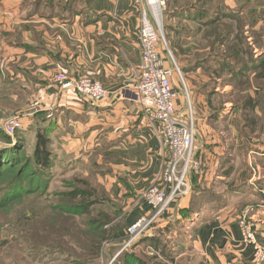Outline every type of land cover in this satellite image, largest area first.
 I'll return each instance as SVG.
<instances>
[{"label": "crops", "instance_id": "0c3cea01", "mask_svg": "<svg viewBox=\"0 0 264 264\" xmlns=\"http://www.w3.org/2000/svg\"><path fill=\"white\" fill-rule=\"evenodd\" d=\"M214 2L242 19L245 31L264 27V0ZM140 10L132 0H0V113L7 115L5 121L18 118L16 133L29 147L38 127L52 123L53 164L60 161L64 176L77 171L74 176L103 189L113 218H124L112 228L115 238H124L126 227L150 212L143 195L167 161L159 123L129 95L139 78ZM59 74L100 82L110 92L107 103L60 89ZM172 85L177 86L173 78ZM184 107L178 91V116H185ZM260 107L262 126L236 138L235 146L220 139L225 138L221 132H211L207 145H197L200 169L188 178L189 193L158 219L187 221L194 250L208 264H253L237 224L244 214L264 247V157L259 155L264 143L255 138L264 135ZM250 165L258 171L255 179ZM204 194L207 201L201 202Z\"/></svg>", "mask_w": 264, "mask_h": 264}, {"label": "rangeland", "instance_id": "374dc122", "mask_svg": "<svg viewBox=\"0 0 264 264\" xmlns=\"http://www.w3.org/2000/svg\"><path fill=\"white\" fill-rule=\"evenodd\" d=\"M165 10H163V13ZM183 17L188 18L189 16L185 14ZM164 20L165 17L163 18L162 31L165 25L168 34L164 31L163 35L166 36L169 44L170 42L177 43V48L181 50L183 48V51L186 53L192 50L191 48H195L192 40L195 42L198 38L191 37V33L197 28L195 23H190L187 19L178 20L168 18L164 24ZM173 27H178L181 33L176 35L175 33L169 32ZM263 35L264 27L257 31L251 29L244 30V37L252 46H264V40H261V37H264ZM169 52L173 58L172 62L179 69V65L185 60L184 56L182 58H174L173 51L169 50ZM218 53L222 54L223 51ZM198 54L203 55L204 52L198 51ZM172 62L169 58H166V66L174 69ZM207 65H209L208 69L196 70L185 74L180 72L191 104L190 113L195 134V146L197 148V145H207L205 143L207 139L211 138V132L223 133L225 138L220 136V139L224 140L229 146H235L236 138H242L245 133H248L249 127L243 129V123L246 121L249 122L251 119H256L259 121V126H262V118L258 117V112L261 110L260 106L253 114L242 112L240 105L243 96L246 94L245 92L253 94L252 75L254 72L241 73L237 82L241 79L247 81V78L248 81L247 84L238 86L234 85V82L225 78V76L221 80L214 78L209 73V68L218 69L217 64L210 62ZM242 77H245V79ZM173 80L174 85L177 86L174 87L172 85V87L177 92H182L183 86L180 84L178 76L173 75ZM261 90L262 93L259 103L264 105V88ZM182 99L183 104L185 102L184 111L186 113L184 117H187L189 109L187 108V101L183 92ZM193 103L196 104V108H194ZM231 111L233 112L232 117L230 116V121L226 124L225 118L229 116ZM2 123H4L3 120ZM2 126L3 124L0 123V127ZM227 126L229 127L227 128ZM263 130L264 127L262 128L264 134ZM255 138H258L264 143V135L255 136ZM29 148L27 146L24 152L26 156L30 153ZM32 168L31 166L26 170L22 177L25 183L36 180L35 177L29 178V174L33 170ZM5 171L4 173H6ZM14 171L12 170L13 173ZM63 174L64 165L62 162L58 161L54 163L52 170L49 172V178L45 181V186H43L44 182H41L45 192L41 189L23 199L14 208L0 210V264H70L72 262V256L79 257L82 244L79 246L80 242L74 236H68V230L66 228L62 231V228L51 225L47 221L50 214L45 211L47 207L58 202V198H55L54 194L67 191V188L63 187V183L72 182L70 179L78 173L77 171H67L65 176ZM39 193H43L44 195L38 196ZM42 207L45 209V212L42 211L38 214ZM123 220L124 218H113L110 225L106 226V229L112 231V228L121 225ZM186 225L187 221L184 220L159 222L145 236L144 239H147L145 242L140 243L137 240L134 242V245L136 244L135 248L132 250L128 249L126 252L131 253L128 255H133L140 259L143 264H208L194 250L192 233L187 229ZM110 239H115L111 232L110 238L102 245L101 256L98 260L90 264L122 263L123 258L120 256L121 252L120 250L117 251L116 242H112Z\"/></svg>", "mask_w": 264, "mask_h": 264}, {"label": "trees", "instance_id": "16d2710c", "mask_svg": "<svg viewBox=\"0 0 264 264\" xmlns=\"http://www.w3.org/2000/svg\"><path fill=\"white\" fill-rule=\"evenodd\" d=\"M185 14L189 17H183ZM164 17V24L170 18L187 19L190 23L197 25V28L191 33V37L198 39L195 42L192 40L195 48H191L192 50L188 53L183 51V48L182 50L177 48V43L170 42L169 44L164 35L167 47L173 51V57L182 58L184 56L185 58L179 65V71L183 74L208 69L209 65L207 64L213 62L217 64L218 69L209 68V73L214 78L221 80L225 76L233 81L234 85L243 86L247 84L248 78L247 81L241 79L237 82L239 75L243 72H254L252 75L253 94L245 92L240 104L242 112L254 114L256 109L261 106L259 100L261 89L264 88V53L257 56L254 50L264 51V46H252L246 41L242 19L230 12H225L224 8L218 6L214 0L191 2L168 0L166 1V10L162 13V25ZM164 28L165 25L163 33L164 31L167 33V28L165 30ZM179 31L178 27H173L169 32L178 35L181 33ZM198 51H203L204 54L199 55ZM221 51L223 53L219 54L218 52ZM242 78L245 79V77ZM6 116L1 114L0 121L5 122ZM258 123V120L251 119L249 122L243 123L242 128L249 127L248 132H253ZM52 129V123L38 127L35 132L34 144L28 149L30 153L26 156L24 152L28 145H25L24 141L20 139V135L14 134L13 140L0 127V210L14 208L23 199L40 191L45 186V181L48 180L49 172L53 168V154L49 139ZM31 166L33 170L29 174V178L35 177L36 180L25 183L22 177ZM12 170H15L14 173ZM70 180L72 182L63 183V187L67 188V191L54 194V197L58 198V202L50 205L46 210L42 207L38 214L42 211L49 213L47 221L51 225L62 228V231L66 228L67 235L74 236L80 242L79 246L82 244L79 257L72 256L73 263L70 262V264H90L99 259L103 243L110 238L112 231L110 229L108 231L106 226L110 225L113 220L114 209L103 189L95 187L89 179L73 176ZM41 182H44L43 186ZM43 192H45L44 189ZM41 195L44 194H38V196ZM205 196L206 194L201 195V202L207 201ZM158 221H155L150 229L138 239V242L143 243L147 240L144 239L145 236L159 223ZM123 239H110L112 242H116L117 251L121 249ZM135 245L132 244V248L129 249L132 250ZM126 251L128 249L120 253L123 258L121 264H143L140 259L128 255L131 253Z\"/></svg>", "mask_w": 264, "mask_h": 264}, {"label": "built area", "instance_id": "2783aa9c", "mask_svg": "<svg viewBox=\"0 0 264 264\" xmlns=\"http://www.w3.org/2000/svg\"><path fill=\"white\" fill-rule=\"evenodd\" d=\"M141 7L137 42L140 50L139 78L129 86L133 102L149 112L150 117L159 123L158 137L167 153V161L155 185L144 193L143 199L150 212L139 217L126 227L120 252L129 249L160 218L162 213L175 200L186 196L190 191L188 178L198 173L199 161L195 158V134L190 113V101L185 90L179 69L174 65L162 31V13L165 0H132ZM166 58L174 69L166 66ZM174 73V74H173ZM173 75H177L183 86L189 114L177 115L178 92L172 87ZM55 82L62 90H72L77 97L91 102L107 103L110 92L102 84L89 77H68L59 74ZM20 129L17 117L8 118L2 126L3 132L13 138ZM264 157V147L259 154ZM251 178L258 177L256 167L249 166ZM241 243L252 249V263L264 264V247L259 244L246 214L238 218Z\"/></svg>", "mask_w": 264, "mask_h": 264}, {"label": "water", "instance_id": "95a60500", "mask_svg": "<svg viewBox=\"0 0 264 264\" xmlns=\"http://www.w3.org/2000/svg\"><path fill=\"white\" fill-rule=\"evenodd\" d=\"M13 140H14V138H13Z\"/></svg>", "mask_w": 264, "mask_h": 264}]
</instances>
